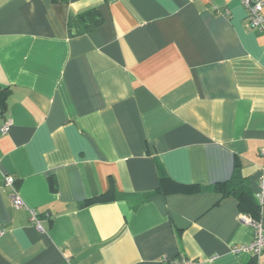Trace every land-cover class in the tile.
Wrapping results in <instances>:
<instances>
[{"label": "crops", "instance_id": "0c3cea01", "mask_svg": "<svg viewBox=\"0 0 264 264\" xmlns=\"http://www.w3.org/2000/svg\"><path fill=\"white\" fill-rule=\"evenodd\" d=\"M0 91V264H264L232 253L251 216L215 190L256 201L264 174V34L239 0H0Z\"/></svg>", "mask_w": 264, "mask_h": 264}, {"label": "built area", "instance_id": "2783aa9c", "mask_svg": "<svg viewBox=\"0 0 264 264\" xmlns=\"http://www.w3.org/2000/svg\"><path fill=\"white\" fill-rule=\"evenodd\" d=\"M241 6L246 11L247 24L251 29L257 30L264 34V17L262 11L264 8V0H239ZM1 116V111H0ZM10 121H4L3 125L0 127V134L5 135L8 131ZM13 179L7 177L5 179V184L11 186ZM255 199L260 205L264 199V174L260 178L259 189L255 194ZM14 207L19 208L22 206V202L18 197L13 199ZM31 221L37 230H40V225L32 214ZM239 222L247 226L252 231V240L244 245L234 246L232 248V253L235 255H244L253 260L257 259L264 251V233L259 222L253 220L251 217L246 215L239 216ZM159 264H196L194 261H189L184 257H180L175 260L167 261L166 259H161Z\"/></svg>", "mask_w": 264, "mask_h": 264}, {"label": "trees", "instance_id": "16d2710c", "mask_svg": "<svg viewBox=\"0 0 264 264\" xmlns=\"http://www.w3.org/2000/svg\"><path fill=\"white\" fill-rule=\"evenodd\" d=\"M56 2H66L67 0H54ZM78 25H79V30L77 34H83L88 31H91L94 29L99 23L100 20L98 19L96 12L95 11H89L86 12L83 15H80L77 17ZM3 94L4 92L0 91V110L3 108ZM216 191L221 192L223 195H234L236 193V197L239 200V206L241 207L242 211H244L246 214L250 215L253 220L257 221L255 219L256 213L258 212V202L247 196L246 194H242L241 192H237L234 189V186L231 183L219 185L215 188Z\"/></svg>", "mask_w": 264, "mask_h": 264}]
</instances>
